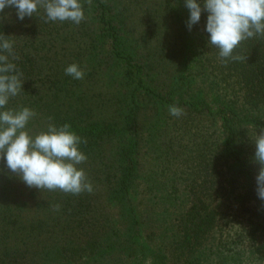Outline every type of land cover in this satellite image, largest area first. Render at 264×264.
<instances>
[{
  "label": "trees",
  "instance_id": "1",
  "mask_svg": "<svg viewBox=\"0 0 264 264\" xmlns=\"http://www.w3.org/2000/svg\"><path fill=\"white\" fill-rule=\"evenodd\" d=\"M81 3L85 24H92L87 26L95 49L91 66L115 86L117 115H95L96 105L80 102L60 66L47 93L37 96L22 84L11 103L16 110L29 107L37 113L26 125L33 137L36 130H47L51 117L57 126L68 123L87 139L79 145L85 154L97 158L109 143L106 204L116 210L115 217L76 237L84 240L77 244L56 238L42 244L25 240L22 233V239L14 234L10 244L12 232L3 229L8 221L0 219V263L21 256L29 264H264V201L256 193L260 165L254 160V139L264 129V36L234 49L233 55L247 60L221 63L219 50L208 43L207 12L189 31L184 0H163L172 50L163 35L154 43L144 38V50L125 32L134 13L131 5L118 0ZM198 3L203 8V0ZM11 16L24 24L27 18L19 20L14 8L0 12V35L13 40ZM43 16L40 10L33 17L41 28L58 31L64 25L45 23ZM29 43L27 38L20 45L14 42L18 59L9 56L22 79L38 69L33 55L22 53ZM170 105L185 114L170 115ZM140 113L148 117L140 121ZM10 179L0 165L4 219L12 212L5 205L13 191ZM90 196L64 199L68 218L79 228L88 220ZM72 205L79 209L73 212ZM70 223L68 230L73 229ZM148 225L150 234L144 231Z\"/></svg>",
  "mask_w": 264,
  "mask_h": 264
},
{
  "label": "clouds",
  "instance_id": "2",
  "mask_svg": "<svg viewBox=\"0 0 264 264\" xmlns=\"http://www.w3.org/2000/svg\"><path fill=\"white\" fill-rule=\"evenodd\" d=\"M84 2L91 5L92 0ZM184 3L189 10L186 21L189 31L199 23L202 11L207 12L208 43L219 50L221 63L229 59L247 60V56L233 55L234 49L244 40L264 36V0H203V8L198 0H184ZM6 7L14 8L19 20L32 17L38 9H43L45 23L70 21L79 25L86 18L81 0H0V12ZM13 46V40L0 35V159L28 187L73 195L91 193L93 186L85 170L78 167L87 160L79 148L87 139L71 131L68 123L57 126L51 117L47 130L33 137L26 125L37 115L35 110L7 108L9 100L23 90L24 81L23 73L9 60V56L18 59ZM65 74L77 80L85 76L76 63L68 65ZM168 111L175 117L185 114L184 109L176 105H170ZM254 143V160L260 165L255 178L256 193L264 201V129L256 135ZM52 207L59 211L61 206Z\"/></svg>",
  "mask_w": 264,
  "mask_h": 264
},
{
  "label": "rangeland",
  "instance_id": "3",
  "mask_svg": "<svg viewBox=\"0 0 264 264\" xmlns=\"http://www.w3.org/2000/svg\"><path fill=\"white\" fill-rule=\"evenodd\" d=\"M118 1L119 4L131 5L133 8L131 11L134 12L132 20L130 22L128 20L126 21V23H129L125 28L127 36H130L144 50L146 46L143 41L144 38L154 43L156 40H159V37L162 35L164 37L167 36V49L171 52V23L167 26L169 29L164 30L166 22L163 20L164 12L160 5L163 0ZM146 8H148L149 11ZM40 10L43 9H38V12L34 13L32 17L26 16V24L15 22L14 18L11 16L13 21L10 22V24H12L10 36L13 41L17 42L19 45L26 38L30 41L29 44L23 46L22 53L30 52L33 58H35L36 65L38 66L34 75L30 76L28 79H26V77L23 79V86L26 88L29 87L33 90L32 93L35 92L37 96L44 95L48 91L47 85L49 84V80L57 75V66L63 67L62 71L64 76H66L65 68L72 63H76L84 70V78L77 80L70 76V79L67 80L69 84H71L69 86L73 88L76 93L81 95L82 99L80 102L84 104L88 102L96 105L93 107V110L94 114L97 116L104 115L108 118L116 116L119 111V106L115 97L116 88L105 81L103 72H99L98 70L94 71L91 66L92 55L95 49L93 48V39L89 37L91 32L87 28L90 24L89 21L85 24L83 20L79 25L73 24L70 21H63L62 24L64 25L59 27V32L55 30L50 31L47 27L41 28L35 23L33 17L39 15ZM149 17L152 18L146 20ZM17 23L23 25L18 27ZM58 24L60 25L61 22L58 21ZM89 27L92 28V24H90ZM34 28L37 31L36 33L33 32ZM85 70L91 73L88 74ZM15 99H17V96L9 100L7 108L17 109V106L11 103V100ZM147 117L146 113H140L139 120H145ZM37 131L41 132L44 130H36L34 132L35 135ZM40 132H37V134ZM104 144H106L104 150L97 158L93 154H85L87 156L86 162L78 166L85 170L87 178L93 186V191L91 193L83 192L79 195L66 194L60 190L43 191L35 187H28L23 180L19 176L13 174L7 168L6 163L0 159V165H5L6 171L11 174L10 181L13 189V191L8 194V203L5 204L10 207L12 212H8V216L5 219L0 216L1 220L8 221L6 223L3 222V229L10 230V232L13 233H10L7 239L11 240L9 242L10 244L12 240H14L15 235L19 236L18 234H20L19 238H17L22 239L21 233L26 235L25 240H35L34 242L37 241L42 244H46L48 240H52L53 238L61 240L73 239V244H77L84 240L75 239L76 237L82 236L84 232H88L91 229H96L99 222L101 224V221L104 219L114 216L116 210L106 204L107 174L109 172L108 151L110 145L109 143ZM100 159H103L101 163L99 161ZM90 194L92 196H90ZM66 195L75 198L78 196L84 197L85 195L90 196L89 204L92 206L89 213H86V215H88V220L83 223L84 225L80 226V228L77 227V221H74L73 218H68L69 214L64 210V207L68 209V207L63 204ZM144 199L145 198H143V200ZM55 204L61 206L59 211L53 210L52 206ZM72 209L73 212H75L79 207L74 205L73 208L72 205ZM143 209L144 206H140V210ZM94 219L96 220L91 221ZM72 221L74 222L72 223ZM68 222H71L70 224L73 226L72 230H68L66 226ZM150 228L151 226L148 225L145 227L144 231L146 230V232L150 234L152 233ZM146 240L157 239L147 238ZM16 260L12 261L10 264H29L28 261L22 260L21 256H17Z\"/></svg>",
  "mask_w": 264,
  "mask_h": 264
}]
</instances>
